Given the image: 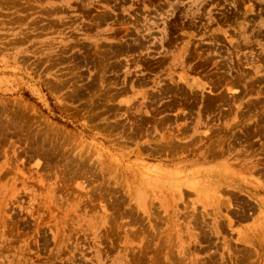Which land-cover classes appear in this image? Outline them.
<instances>
[{
    "label": "rangeland",
    "instance_id": "rangeland-1",
    "mask_svg": "<svg viewBox=\"0 0 264 264\" xmlns=\"http://www.w3.org/2000/svg\"><path fill=\"white\" fill-rule=\"evenodd\" d=\"M0 264H264V0H0Z\"/></svg>",
    "mask_w": 264,
    "mask_h": 264
}]
</instances>
